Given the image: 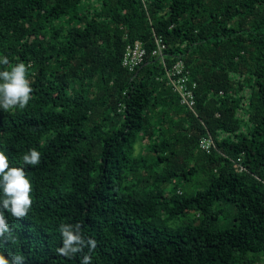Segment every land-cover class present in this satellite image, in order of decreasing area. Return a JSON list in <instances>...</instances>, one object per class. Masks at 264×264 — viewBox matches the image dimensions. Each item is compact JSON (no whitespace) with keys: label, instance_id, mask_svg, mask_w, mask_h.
Returning a JSON list of instances; mask_svg holds the SVG:
<instances>
[{"label":"trees","instance_id":"1","mask_svg":"<svg viewBox=\"0 0 264 264\" xmlns=\"http://www.w3.org/2000/svg\"><path fill=\"white\" fill-rule=\"evenodd\" d=\"M134 41L148 55L130 71ZM0 55L24 61L32 86L25 107L0 108V149L32 185L25 216L4 210L14 238L0 251L17 264H261L264 0H0ZM178 59L194 110L165 77ZM31 148L38 164L22 159ZM62 224L82 236L71 256L57 252Z\"/></svg>","mask_w":264,"mask_h":264},{"label":"clouds","instance_id":"2","mask_svg":"<svg viewBox=\"0 0 264 264\" xmlns=\"http://www.w3.org/2000/svg\"><path fill=\"white\" fill-rule=\"evenodd\" d=\"M0 65H9L7 55H0ZM32 94V86L27 78V65L24 61L9 65L8 68L0 70V108L9 109L13 106L25 107ZM41 153L36 148L29 149L24 153L22 159L28 164H38ZM10 161L6 152L0 149V236L8 234L9 239H13L9 229L8 218L4 215L7 209L12 216L23 217L27 214L32 203L30 196L31 181L26 175L23 165L9 166ZM71 225L62 224L61 233L63 236V247L57 248V252L71 256L72 253L81 249L82 236L79 230L75 233L70 231ZM89 251L95 248L96 240L89 237ZM71 250V251H69ZM90 256L85 253L81 264H89ZM24 260L23 255L18 253L0 251V264H17Z\"/></svg>","mask_w":264,"mask_h":264},{"label":"built area","instance_id":"3","mask_svg":"<svg viewBox=\"0 0 264 264\" xmlns=\"http://www.w3.org/2000/svg\"><path fill=\"white\" fill-rule=\"evenodd\" d=\"M167 44L161 35H155V46L152 55H155L165 64ZM148 50L142 41L129 42L126 45L122 58V64L130 71L136 70L147 58ZM165 77L173 90L179 95L180 102L187 108L194 110L196 105L195 89L197 83L191 79L190 71L182 59H178L170 67H166ZM201 147L210 151L214 146L211 138L200 141Z\"/></svg>","mask_w":264,"mask_h":264},{"label":"rangeland","instance_id":"4","mask_svg":"<svg viewBox=\"0 0 264 264\" xmlns=\"http://www.w3.org/2000/svg\"><path fill=\"white\" fill-rule=\"evenodd\" d=\"M181 188H182V191L184 192L185 195H189L192 192H194V190L196 189V186H194V185L193 186H190V185H182ZM233 213H234V210L231 211V212H227L224 215V217L221 218V221L219 222V225L221 227H225V226L231 224L233 222V220H234ZM250 254L252 255L253 252H250ZM262 263H264V259L262 260L261 264ZM255 264H260V263H255Z\"/></svg>","mask_w":264,"mask_h":264}]
</instances>
